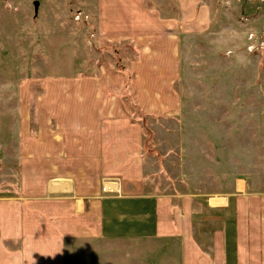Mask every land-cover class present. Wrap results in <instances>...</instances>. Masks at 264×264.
I'll list each match as a JSON object with an SVG mask.
<instances>
[{"label":"rangeland","instance_id":"rangeland-1","mask_svg":"<svg viewBox=\"0 0 264 264\" xmlns=\"http://www.w3.org/2000/svg\"><path fill=\"white\" fill-rule=\"evenodd\" d=\"M101 3L0 0V196L18 189L21 159L30 163L35 138L50 135L52 86L113 68L125 77L118 97L139 122L153 161L149 186L176 200L184 194L203 197L192 204L189 226L207 246L211 227L224 224L211 219L209 209L217 202L209 198L262 197L253 201L264 207V0L121 1L119 17L129 24L139 21L129 5L153 12L156 20L186 23L176 85L179 111L166 115L147 113L133 99L132 64L142 55L130 35L108 40ZM101 190L118 194V177L103 179ZM227 218L219 219L227 225ZM164 242L92 236L66 243L65 259L67 264H135V259L164 258Z\"/></svg>","mask_w":264,"mask_h":264},{"label":"crops","instance_id":"crops-1","mask_svg":"<svg viewBox=\"0 0 264 264\" xmlns=\"http://www.w3.org/2000/svg\"><path fill=\"white\" fill-rule=\"evenodd\" d=\"M121 1L102 0V21L108 40L130 35L142 55L132 64L133 99L147 113L178 112L186 23L156 20L153 12L129 5L139 20L129 24L119 17ZM99 71L100 77L52 86L50 135L35 138L30 163L21 159L18 189L0 196V264H67L65 244L92 236L165 241L164 258L135 264H264V207L253 201L262 197L209 198L217 202L209 209L211 219L224 224L211 227L212 243L203 246L189 226L192 204L203 197L184 194L176 200L149 186L151 155L139 122L118 97L125 77L113 68ZM110 177L119 179L118 194L101 190ZM227 214L225 225L219 218Z\"/></svg>","mask_w":264,"mask_h":264},{"label":"built area","instance_id":"built-area-1","mask_svg":"<svg viewBox=\"0 0 264 264\" xmlns=\"http://www.w3.org/2000/svg\"><path fill=\"white\" fill-rule=\"evenodd\" d=\"M104 190H105V191H113V188H112V187H108V186H106V187H104Z\"/></svg>","mask_w":264,"mask_h":264},{"label":"water","instance_id":"water-1","mask_svg":"<svg viewBox=\"0 0 264 264\" xmlns=\"http://www.w3.org/2000/svg\"><path fill=\"white\" fill-rule=\"evenodd\" d=\"M36 5H37V3H36Z\"/></svg>","mask_w":264,"mask_h":264}]
</instances>
